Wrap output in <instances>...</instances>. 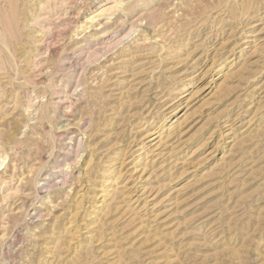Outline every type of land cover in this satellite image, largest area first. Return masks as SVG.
<instances>
[{"label": "rangeland", "instance_id": "obj_1", "mask_svg": "<svg viewBox=\"0 0 264 264\" xmlns=\"http://www.w3.org/2000/svg\"><path fill=\"white\" fill-rule=\"evenodd\" d=\"M30 1L0 0V264H264V0H95V52L93 0Z\"/></svg>", "mask_w": 264, "mask_h": 264}, {"label": "bare ground", "instance_id": "obj_2", "mask_svg": "<svg viewBox=\"0 0 264 264\" xmlns=\"http://www.w3.org/2000/svg\"><path fill=\"white\" fill-rule=\"evenodd\" d=\"M32 1V0H31ZM30 1V2H31ZM36 1V0H35ZM95 0H93V2L91 1V3L89 4V6H87V8L86 9H84V14H83V16L81 17V18H83V20H82V22L84 23V24H80V25H78V26H84L85 28H84V30L86 29V28H92V30H94L93 31V33H91V34H89L90 33V31H91V29L90 30H88L87 32H89L88 34H87V32L86 33H83L84 35H86V37L85 38H87L88 37V41L85 39V38H82L81 40H80V42H81V45H80V48H79V50H83L84 48H87V51L88 50H90V51H92L93 50V52H95V51H98L97 50V46H99V44H102V43H108V45H111V42H112V39L111 40H109L110 39V37L109 36H107V35H109V34H105L104 32L105 31H108V30H106V29H104L103 30V33L101 32L100 33V31H99V33L98 32H95L98 28H105V27H107V22L109 21L108 20V18H106L105 19V21L104 22H100V20H99V16L101 15V13H102V11L100 10V12H97V13H92V14H88V12H87V10H89L90 9V7H94V3H96V2H94ZM34 2V1H33ZM54 2V1H53ZM52 2V3H53ZM117 2V6L119 5V7L122 5V4H124V1L123 0H119V1H116ZM38 3V2H37ZM69 3V2H68ZM86 3V2H85ZM126 4V3H125ZM31 5H33V3L31 4ZM37 5V4H36ZM132 5V4H131ZM34 6V5H33ZM38 6V5H37ZM40 6V5H39ZM38 6V7H39ZM35 7V6H34ZM85 7V6H84ZM131 7V6H130ZM35 9V8H34ZM44 9V8H43ZM28 10H29V7H28ZM36 10V9H35ZM122 11V10H121ZM25 12H26V9H25ZM30 14V13H29ZM35 14V13H34ZM28 15V14H27ZM28 17H29V15H28ZM27 18V17H26ZM25 18V19H26ZM33 18V17H32ZM118 21V20H117ZM81 22V21H80ZM79 22V23H80ZM28 23V22H27ZM32 23V22H31ZM22 24V23H21ZM37 24V23H36ZM26 25V24H25ZM31 25V24H30ZM109 26V25H108ZM121 26V25H120ZM77 27V26H76ZM76 29V28H75ZM83 30V31H84ZM82 31V30H81ZM129 32V31H128ZM130 33H131V31H130ZM129 33V34H130ZM126 34H127V32H126ZM125 34V35H126ZM118 35V34H117ZM124 35V34H123ZM122 35V37L121 38H123L124 36ZM131 36V35H130ZM130 36H128V37H130ZM78 37V36H77ZM83 37V36H82ZM126 37V36H125ZM90 39V40H89ZM118 39V38H117ZM120 41H121V39H119ZM25 41V40H24ZM28 41V40H27ZM113 41H116V40H113ZM120 41H117V42H120ZM4 42V41H3ZM30 42V41H29ZM89 42H91L90 44H88ZM1 43H2V41H1ZM110 43V44H109ZM115 42H112V45L114 44ZM30 44H32V43H30ZM120 44V43H119ZM3 45V44H2ZM103 45V44H102ZM101 45V46H102ZM107 45V44H106ZM5 46V45H4ZM21 46H22V44H21ZM8 47V46H7ZM23 47V46H22ZM29 47V46H28ZM100 47V46H99ZM98 47V48H99ZM104 49H105V47H103ZM106 48H107V46H106ZM92 49V50H91ZM104 49H102L101 48V50H104ZM114 49H116V48H114ZM77 50V49H76ZM78 50V51H79ZM22 51V50H21ZM100 51V50H99ZM83 52V51H82ZM73 53V52H72ZM85 53V52H84ZM74 54V53H73ZM85 54H87V52L85 53ZM95 54H97V53H95ZM66 55V54H65ZM83 55V54H82ZM89 55V54H88ZM94 55V54H93ZM96 56V55H95ZM81 57V56H80ZM71 58V57H70ZM74 58V57H73ZM78 58V57H77ZM76 58V59H77ZM75 59V58H74ZM75 59V60H76ZM52 60V59H51ZM66 60H67V58H66ZM65 60V61H66ZM69 60V59H68ZM49 61V60H48ZM82 61V60H81ZM68 62V61H67ZM51 65V64H50ZM76 65H77V63H76ZM81 65V64H80ZM52 66V65H51ZM58 67H59V65H57ZM65 66V65H64ZM48 68H49V65L47 66ZM57 67V68H58ZM16 68V67H15ZM47 68V69H48ZM44 69V71L45 70H47V69H45V68H43ZM43 71V72H44ZM74 71H76V70H74ZM36 72V71H35ZM57 72V71H56ZM48 74V73H47ZM79 75V74H78ZM78 77V76H77ZM77 80V79H76ZM73 81V80H72ZM76 86V85H75ZM73 92V91H72ZM59 93V92H58ZM71 95V94H70ZM74 95V93L72 94V96ZM64 98H65V96H64ZM66 99H67V96H66ZM68 99H69V96H68ZM55 100V99H54ZM58 100H60V98L58 99ZM64 100V99H63ZM62 100V101H63ZM53 103V102H52ZM55 107V106H54ZM43 109V108H42ZM38 119V118H37ZM67 138H69V136L67 137ZM69 140H72V138H70ZM77 141L79 142V141H81L80 140V138L79 139H77ZM76 141V142H77ZM63 144V143H62ZM77 144V143H76ZM79 145V144H78ZM65 147H67L66 145H65ZM74 147V146H73ZM77 147V149H78V147L79 146H76ZM76 147L74 148L75 150H74V152H76ZM81 147V146H80ZM62 148V147H61ZM72 148V147H71ZM83 149V148H82ZM65 150H67V149H65ZM64 150V151H65ZM78 151H80V150H78ZM77 151V152H78ZM68 152H69V150H68ZM79 153V152H78ZM78 153L77 154H75V156L77 155V156H80V153H79V155H78ZM82 153V152H81ZM64 154V153H63ZM79 158V157H78ZM78 158H76V159H78ZM75 159V158H74ZM78 161H79V159H78ZM58 163V162H57ZM66 164H67V162H66ZM65 165V164H64ZM58 166V165H57ZM56 168H54V170H55ZM58 169V168H57ZM57 172V171H56ZM55 173V172H54ZM51 174V173H50ZM57 174V173H56ZM61 174V173H60ZM45 177H46V175H45ZM48 177H51V176H47V179H48ZM54 178V177H53ZM58 178V177H57ZM45 179V178H44ZM61 179V178H60ZM64 180H66V179H64ZM53 181H56V179L55 180H53ZM58 181V180H57ZM63 182V180H60L59 182ZM58 182V183H59ZM61 182V183H62ZM65 182V181H64ZM47 183V182H46ZM39 184V183H38ZM64 184V183H63ZM42 185V184H41ZM49 185H51V183L49 184ZM49 187V186H48ZM48 187H46V188H48ZM41 188V187H40ZM43 189V188H42ZM69 191H70V189H69ZM33 212V211H32Z\"/></svg>", "mask_w": 264, "mask_h": 264}]
</instances>
